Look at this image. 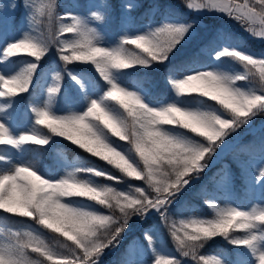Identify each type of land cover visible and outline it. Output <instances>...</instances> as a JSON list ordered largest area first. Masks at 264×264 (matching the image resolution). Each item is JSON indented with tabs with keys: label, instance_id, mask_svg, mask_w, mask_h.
Masks as SVG:
<instances>
[{
	"label": "snow or ice",
	"instance_id": "6c2138e0",
	"mask_svg": "<svg viewBox=\"0 0 264 264\" xmlns=\"http://www.w3.org/2000/svg\"><path fill=\"white\" fill-rule=\"evenodd\" d=\"M24 4L30 30L0 48V213L4 219L31 220L53 234V243L36 229L7 228L0 231V264H101L106 250L120 246L132 218L152 216L167 227L175 252L158 246L153 235L158 225H153L143 233L151 256L137 261L144 245L133 241L124 264H182L175 253L193 264H225L201 254L205 243L216 237L238 251L237 264H264V133L259 161L245 160L241 168L242 177L260 190L258 205L222 207L202 186L194 195L205 199L212 218L171 220L179 212V198L208 175L229 141L264 116V55L225 43L209 55L218 62L236 61L242 72L192 61L178 69L180 78L167 76L174 95L154 99L148 90H128L123 77L130 75L128 70L169 62L195 31L194 23L165 18L146 31H125L109 42L91 25L117 11L130 17L142 7L140 0H120L119 9L116 0H102L90 17L61 15L57 0ZM185 7L196 14L227 15L252 37L264 40V0H185ZM53 49L64 68L55 70L53 82L45 86L35 74ZM18 57L31 59L16 70L13 58ZM81 64L94 68L91 79L69 71L70 65ZM65 74L83 96L77 109L60 115L54 106ZM193 93L199 97H192L196 105L188 102ZM22 101L30 111L24 113L27 126L21 131L14 124ZM61 140L106 162L121 176L86 162L63 176L47 170L40 156ZM118 141L126 142L127 149ZM92 177L115 183L128 177L146 187L130 184L119 190ZM221 179L231 185L230 172ZM217 183L216 174L208 176L207 185Z\"/></svg>",
	"mask_w": 264,
	"mask_h": 264
},
{
	"label": "trees",
	"instance_id": "16d2710c",
	"mask_svg": "<svg viewBox=\"0 0 264 264\" xmlns=\"http://www.w3.org/2000/svg\"><path fill=\"white\" fill-rule=\"evenodd\" d=\"M87 0H57V11L64 15L61 8V4H66L70 8H77L80 14H86ZM134 1V0H133ZM1 2V0H0ZM75 2V4L73 3ZM102 2V0H101ZM142 7L136 9L128 16L126 26L120 22L121 13L119 11L109 15L105 21L97 22L98 30L102 37L111 42L117 39L119 35H122L125 31L135 32L140 28L147 27L148 25L157 26L163 22L165 18L174 19L180 18L187 22H192L197 26V30L187 38L186 42L177 46V49L170 57L169 62L163 65H153L150 68H139L138 70H128L130 75L123 77V84L125 87H140L142 90H148L154 99H162L165 96L174 95L171 92L170 85L167 84V76L173 75L177 78L181 77V72L178 70L180 67L186 66L187 63L196 61L201 64L209 66L220 67L225 71H233V68L239 67L240 64L232 59H222L218 62L209 55L210 52H214L215 48L222 47L225 43L231 46H243L247 50L257 54L264 55V40L252 37L248 32L244 30V27L234 19L229 18L224 14H196L191 10H187L185 7V0H140ZM120 3V0H116V4ZM174 15H171L173 14ZM2 16L0 11V17ZM19 18H13L11 21V27L13 31H17ZM43 27V25L41 26ZM230 37L225 41L220 39L221 36ZM26 57L13 58L17 62ZM31 59V58H29ZM228 60V61H225ZM64 65L59 60V57L53 49L47 57L41 62L38 72L35 74V79L42 85H45V81L49 76L50 69L63 70ZM211 68V67H210ZM69 71L79 73L84 77L91 79L92 73L95 71L90 65H70ZM103 83V81H101ZM33 85H30L32 88ZM62 93L57 97L55 102V108L57 114H64L69 108L75 110L80 106L82 101V92L79 91L74 81L66 74L64 80L61 81ZM25 99L27 94H24ZM192 97H197L198 94H191L188 97V102L196 105V101ZM209 104H215V102L208 100ZM30 111L27 109L24 102H21L17 121L14 126L20 130L27 126V120L24 113ZM260 123H262L260 125ZM259 125V126H258ZM256 126V127H255ZM252 129L244 127L239 130V135L245 133L242 139L222 158L211 165V171L207 176L202 177L196 182L192 188L185 192L178 200L176 209L178 213L174 212L171 216V220L177 222L185 216L190 214L208 215L213 216L214 213L209 209L205 203L203 197L195 196L194 193L201 190L202 186H206V190L212 193V198L218 202H223L226 198V192L219 187L218 183L213 185H207L208 176L213 174L217 175V181L219 182L226 173H231V185H230V201L238 207L248 209L250 208V193L246 179L242 177L241 173V161L250 159H259V144L262 133H264V116H259L255 119L252 125ZM247 131V132H246ZM235 137V136H234ZM233 137V138H234ZM115 139V138H114ZM120 144H126V142L118 141ZM15 155V150H12ZM31 152L26 154L25 158H30ZM41 164L49 171H54L60 175V171H71L73 167L78 166L81 162H86L94 165L98 168L105 169L111 172L113 175L121 176V174L112 166L101 161L99 158L92 157L90 154L77 148L75 145H71L70 142L63 141L58 145H54L48 153H42L40 156ZM99 183H108L117 189H125L137 180L128 177H122V182L115 183L107 181L106 179L92 177ZM143 183V182H142ZM258 204L260 203V192L258 195ZM90 203L88 201H84ZM99 208V206L97 205ZM104 211V209H101ZM5 214L0 213V227L2 228H18L27 222L33 224L36 228L40 229L38 225H35L31 220L20 217L9 216L7 219L3 217ZM158 225L164 233L165 239L169 244L172 252H175V244L168 233L167 227L159 225L158 217L152 216L150 219L144 218H132L130 221V227L127 229L129 235H124L120 242V246L106 250L105 255L102 257L101 264H120L125 261V248L130 241V236L134 233H139L144 226ZM45 232L46 242L53 243L51 232ZM236 235H242V232H236ZM144 254L146 258L150 256L149 249L144 241ZM177 258L181 259L182 264H193L191 258L180 257L179 253H175ZM201 254L209 256H222L225 264H237L239 259L238 251L234 246L229 245L222 237H216L213 240H209L205 243L204 248L201 250Z\"/></svg>",
	"mask_w": 264,
	"mask_h": 264
},
{
	"label": "rangeland",
	"instance_id": "374dc122",
	"mask_svg": "<svg viewBox=\"0 0 264 264\" xmlns=\"http://www.w3.org/2000/svg\"><path fill=\"white\" fill-rule=\"evenodd\" d=\"M24 2H25V0H1V2H0V11H1L2 16L0 17V48H2L3 46H5L9 42H14V41L18 40L19 38L22 37V35L24 34V32L30 30L29 20H28L29 10L25 7ZM73 3L75 4V2H73ZM13 4H15V7L12 6ZM86 7H87L86 14H80L79 13V10L77 8L74 9V8H70L66 4H61V8H62L64 14L70 12V13H72L74 15H81V16H85V17H90V15H91V13L93 11L100 10V8H101V0H87L86 1ZM116 7H117V9H119V3L116 4ZM13 18H19L20 19V22L18 23V26H17V28H18L17 31H13V29L11 27V21H12ZM127 19H128V15H127V13H125V14L121 15L120 22L124 26H126ZM91 26L98 27V23L95 22ZM147 27L140 28L137 31H146L147 30ZM194 28H195V31H196L197 30V26L194 25ZM223 59H225V58H223ZM227 59H230V58H227ZM28 60H30V59L29 58H25V59L19 60L17 62V64H16V70H19V68L22 67L23 64L26 63ZM225 61H228V60H225ZM207 70H212V69L209 67ZM54 71H55V69H50L49 76H48L47 80L45 81V86L47 84H51L53 82L52 81V75L51 74L54 73ZM233 71L242 72L243 71L242 65H240L239 67L233 68ZM126 88L128 90H130V91H137L138 89L142 90V88H140L138 86L137 87H126ZM61 115H63V114H61ZM248 129H252V126H251V128H248ZM22 130H24V129H21V131ZM121 146L123 148H125V149H127V147H128L127 143L126 144H121ZM230 150H231L230 147L227 148V149H225L224 152L221 153V155L219 156V158H222L223 156H225ZM250 160H252L253 162H258L259 161V159H255V158L254 159H250ZM242 162L243 161L240 162L241 167H242ZM67 172L68 171H60L59 174H60V176H63ZM142 182L143 181H136V182L132 183L131 185H133V186H140V187H146V185L144 184V182L143 183ZM246 182H247L248 191L250 193V198H251V200H250V208H251L253 206L258 205V201H259L258 200V195H259L260 190H259L258 187L255 188V189H253V187L251 186V184L249 183L248 180H246ZM218 185L227 194H226L225 200L222 203L221 202H218L217 200H215V202L218 203V204H220L222 207L223 206H227L229 204L231 206H235L230 201V192H229L230 191V186H226L223 183L222 179L218 182ZM127 189L128 188H125V189H122L121 188L119 190H127ZM84 203H87V202H84ZM250 208H248V209H250ZM209 209L212 211L211 208H209ZM101 211H103V210H101ZM192 217H195V218H203V219H211L212 218V216H208V215L190 214L188 216L183 217L182 219H188V218H192ZM149 227H152V226H149ZM27 228H32V229H36L38 231L44 232V231L36 228L30 222H27L26 224H24V225H22V226H20L18 228L12 229V230L13 231H15V230H26ZM145 228H148V226H144L140 230L139 233H134L133 235L130 236L131 237L130 238V241L127 243L126 248H125V255L127 253V249L129 247V245L133 241H138L140 244H142V241H144V239H143V233H144ZM4 230H6V228L0 227V231H4ZM129 232H131V230ZM129 232L126 231V234L125 235L126 236L129 235L130 234ZM44 234H45V232H44ZM153 235L156 237V239L158 241V246H160L159 244L162 243L163 245H165L166 250L172 251L170 249L169 244L167 243V240L165 239L164 233L162 232V230H161L160 227H157V229H154ZM161 251H165V249L163 247H161ZM150 256H151V253H150ZM215 257L217 259L221 260L222 262H224L222 256H215ZM33 258L35 259L36 257L33 255ZM126 259H127V255H126L125 260ZM136 259H137V261L146 259V256H145L144 252H142L140 255H138L136 257ZM124 262L123 263H120V264H124Z\"/></svg>",
	"mask_w": 264,
	"mask_h": 264
},
{
	"label": "water",
	"instance_id": "95a60500",
	"mask_svg": "<svg viewBox=\"0 0 264 264\" xmlns=\"http://www.w3.org/2000/svg\"><path fill=\"white\" fill-rule=\"evenodd\" d=\"M241 138V135L240 136H238L237 138H235V139H233V140H231V141H229V147H232V146H234L237 142H238V140ZM219 156V155H218ZM218 158H215L214 159V161H216Z\"/></svg>",
	"mask_w": 264,
	"mask_h": 264
},
{
	"label": "bare ground",
	"instance_id": "6f19581e",
	"mask_svg": "<svg viewBox=\"0 0 264 264\" xmlns=\"http://www.w3.org/2000/svg\"><path fill=\"white\" fill-rule=\"evenodd\" d=\"M224 152V151H223Z\"/></svg>",
	"mask_w": 264,
	"mask_h": 264
}]
</instances>
